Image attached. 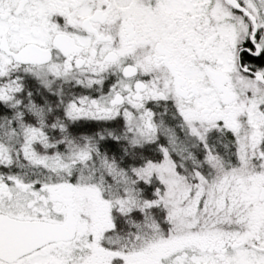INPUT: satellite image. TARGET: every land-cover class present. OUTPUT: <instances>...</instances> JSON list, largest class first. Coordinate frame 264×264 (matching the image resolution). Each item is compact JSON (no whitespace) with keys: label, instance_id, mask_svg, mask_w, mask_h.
Masks as SVG:
<instances>
[{"label":"snow or ice","instance_id":"1","mask_svg":"<svg viewBox=\"0 0 264 264\" xmlns=\"http://www.w3.org/2000/svg\"><path fill=\"white\" fill-rule=\"evenodd\" d=\"M0 264H264V0H0Z\"/></svg>","mask_w":264,"mask_h":264}]
</instances>
